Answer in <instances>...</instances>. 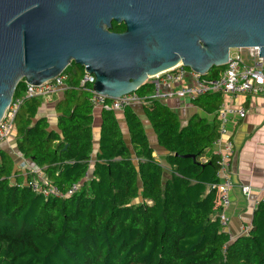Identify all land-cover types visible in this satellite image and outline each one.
<instances>
[{
  "label": "trees",
  "instance_id": "obj_1",
  "mask_svg": "<svg viewBox=\"0 0 264 264\" xmlns=\"http://www.w3.org/2000/svg\"><path fill=\"white\" fill-rule=\"evenodd\" d=\"M125 29L113 22V31ZM224 68L208 76L218 77ZM65 73L58 131L38 117L42 99L25 98L15 138L17 150L61 191L74 184L80 190L62 197L35 193L32 174L21 175L12 156L0 150V264H264V200L246 234L231 238L221 227L211 188L219 181V157L208 152L218 137L216 122L195 116L182 126L167 105L146 99L145 114L166 151L167 176L133 108L124 111L130 145L116 112L102 111L99 152L90 169L91 94L80 86L83 67L72 63ZM26 88L22 80L14 98ZM151 92L150 84L137 91L143 98ZM221 95L193 103L214 114Z\"/></svg>",
  "mask_w": 264,
  "mask_h": 264
},
{
  "label": "water",
  "instance_id": "obj_2",
  "mask_svg": "<svg viewBox=\"0 0 264 264\" xmlns=\"http://www.w3.org/2000/svg\"><path fill=\"white\" fill-rule=\"evenodd\" d=\"M252 47L264 58V0H0V121L22 80L41 85L72 63L119 98L179 64L207 75Z\"/></svg>",
  "mask_w": 264,
  "mask_h": 264
},
{
  "label": "built area",
  "instance_id": "obj_3",
  "mask_svg": "<svg viewBox=\"0 0 264 264\" xmlns=\"http://www.w3.org/2000/svg\"><path fill=\"white\" fill-rule=\"evenodd\" d=\"M68 78L69 76L64 71L41 85L26 84L25 93L20 97L13 98L11 105L0 121V144L15 138L17 117L25 98H38L42 101L51 99L55 94L64 92L68 88ZM94 83L95 77L85 72L80 86L91 94L90 101L94 110L116 113L124 112L126 108L136 104L145 105L146 99H154L160 102L169 99L194 101L200 96L215 92L233 97L264 95V58L259 57V48L257 47L231 50L224 70L218 77L213 78L209 77L208 74L202 75L179 64L151 77L147 84L152 86V92L145 98L139 96L137 92L119 98H109L96 93L93 90ZM246 115L247 112L244 108L229 107L224 103L217 110L219 127L214 146L217 148L216 155L219 157L217 171L219 181L213 184L211 188L216 191V205L220 209L218 217L221 227L226 232L229 229V217L226 211L231 205V191L234 186L231 166L236 156V148L228 125L237 119L243 120ZM32 172L36 173L35 179L33 178L29 183L32 191L41 193L45 197L72 196L80 190V185L74 184L63 192L39 170ZM88 177L87 173L85 179ZM251 189V185H244L242 186V193L248 196ZM250 226L246 228L244 234L249 231Z\"/></svg>",
  "mask_w": 264,
  "mask_h": 264
},
{
  "label": "crops",
  "instance_id": "obj_4",
  "mask_svg": "<svg viewBox=\"0 0 264 264\" xmlns=\"http://www.w3.org/2000/svg\"><path fill=\"white\" fill-rule=\"evenodd\" d=\"M63 94L64 92L57 93L53 98L42 101L38 114V117L48 119L50 129L54 131H58L57 125L60 113L57 107L58 103L63 98ZM221 97V104L224 103L229 107H242L247 112L243 120L237 119L234 122H230L228 125L230 135L236 148V156L231 166L234 186L231 191V205L226 211L229 217V229L227 232L230 234L231 238H235L243 235L246 228L251 225L257 203L264 198V95H240L233 97L222 94ZM162 103L177 114L182 126H186L191 119L196 116L200 119L207 120L208 123L216 122L219 127L217 112L209 114L196 106L193 101L169 99ZM132 108L144 124L150 145L154 149L153 157L163 163L168 176L169 171L165 162L166 151L158 144L156 134L145 114L144 105L140 103L134 105ZM101 113L102 111L98 109L94 110V154L90 169L93 168L96 155L99 152V138L102 123ZM116 115L120 127L123 130L124 138L127 144L130 145V136L127 131L124 112H118ZM16 141V138H14L6 143L0 144V150L6 151L14 159L15 169L19 170L20 174L25 177L28 174H32L34 179L36 173H33V170H39L42 174H45L43 168L33 164L17 150ZM216 150L217 148L213 146L208 152H210V154H216ZM244 185H251L252 187L248 196L242 193V186Z\"/></svg>",
  "mask_w": 264,
  "mask_h": 264
},
{
  "label": "rangeland",
  "instance_id": "obj_5",
  "mask_svg": "<svg viewBox=\"0 0 264 264\" xmlns=\"http://www.w3.org/2000/svg\"><path fill=\"white\" fill-rule=\"evenodd\" d=\"M210 73H212V71H210V72L208 73V75H209ZM166 175H167V174H166Z\"/></svg>",
  "mask_w": 264,
  "mask_h": 264
}]
</instances>
